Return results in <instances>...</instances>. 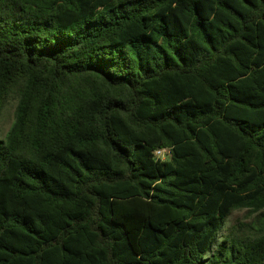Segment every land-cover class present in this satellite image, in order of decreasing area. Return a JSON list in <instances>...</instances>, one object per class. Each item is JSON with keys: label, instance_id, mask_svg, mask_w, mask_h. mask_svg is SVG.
Returning <instances> with one entry per match:
<instances>
[{"label": "trees", "instance_id": "trees-1", "mask_svg": "<svg viewBox=\"0 0 264 264\" xmlns=\"http://www.w3.org/2000/svg\"><path fill=\"white\" fill-rule=\"evenodd\" d=\"M9 99L0 264H264V0H0Z\"/></svg>", "mask_w": 264, "mask_h": 264}, {"label": "rangeland", "instance_id": "rangeland-1", "mask_svg": "<svg viewBox=\"0 0 264 264\" xmlns=\"http://www.w3.org/2000/svg\"><path fill=\"white\" fill-rule=\"evenodd\" d=\"M16 106L17 101L15 99H9V102L6 104L3 114L0 118V139L5 138L14 123ZM164 158L166 159L167 156ZM237 221H250L247 219V212L241 211L234 213L230 219L229 225H233Z\"/></svg>", "mask_w": 264, "mask_h": 264}, {"label": "built area", "instance_id": "built-area-1", "mask_svg": "<svg viewBox=\"0 0 264 264\" xmlns=\"http://www.w3.org/2000/svg\"><path fill=\"white\" fill-rule=\"evenodd\" d=\"M165 153H166V150H160V151L157 152V156L164 157Z\"/></svg>", "mask_w": 264, "mask_h": 264}]
</instances>
